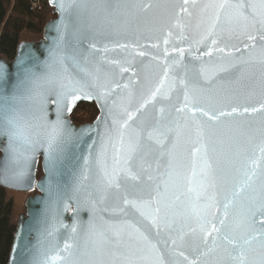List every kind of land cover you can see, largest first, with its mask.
<instances>
[{
    "label": "water",
    "instance_id": "water-1",
    "mask_svg": "<svg viewBox=\"0 0 264 264\" xmlns=\"http://www.w3.org/2000/svg\"><path fill=\"white\" fill-rule=\"evenodd\" d=\"M46 2L52 17L41 37L0 56V186L34 191L7 264L66 257L65 242L78 264H238L240 246L259 264L264 109H243L264 104L261 0H83L79 9L66 0L63 12L60 0ZM81 102L98 114L76 125ZM232 108L218 121L200 111ZM58 121L73 142L50 172L47 135ZM204 122L217 130L204 141L206 159ZM105 172L119 173V188L106 186Z\"/></svg>",
    "mask_w": 264,
    "mask_h": 264
},
{
    "label": "trees",
    "instance_id": "trees-1",
    "mask_svg": "<svg viewBox=\"0 0 264 264\" xmlns=\"http://www.w3.org/2000/svg\"><path fill=\"white\" fill-rule=\"evenodd\" d=\"M26 0H0V56L10 60L14 57L15 48L24 35L40 38L44 23L52 16L46 1L43 8L32 12ZM98 110L92 102L79 103L70 115L76 124L92 122ZM42 174L40 163L36 177ZM27 194L32 195L34 191ZM14 201L8 196V190L0 186V264H7L13 238L14 224L12 214Z\"/></svg>",
    "mask_w": 264,
    "mask_h": 264
},
{
    "label": "snow or ice",
    "instance_id": "snow-or-ice-1",
    "mask_svg": "<svg viewBox=\"0 0 264 264\" xmlns=\"http://www.w3.org/2000/svg\"><path fill=\"white\" fill-rule=\"evenodd\" d=\"M65 2L66 0H60V10L63 12L66 10L65 7ZM188 0H185V3H187ZM72 4H76V7L82 8L84 7V3L83 0H81L80 3H77L76 0H67V6L71 7ZM261 6L264 7V0H261ZM145 7H147V5H145ZM219 7L223 8L224 5L221 4L219 5ZM240 9L244 8V5H238L237 6ZM248 7H252L253 9H255V5H248ZM184 11H186V9H183ZM239 15L243 16L244 13L243 11H240L238 13ZM217 19H219V17H217ZM261 24L264 25V19L261 20ZM249 39H254V37L249 36ZM165 43H167V41H165ZM216 41L213 40V44H215ZM221 51H223V49H221ZM142 54V53H141ZM261 63H264V56L261 57ZM226 70V69H225ZM69 85L66 89V91H70V92H75L77 90V86H78V82L73 83L72 81L69 82ZM61 87H65L64 85H62ZM157 91H159V89H157ZM66 93H58L57 94V103H59V99L62 95H64ZM153 97H155V93H153ZM73 100L75 99H79V96H73L72 97ZM185 99H187V96L185 97ZM261 109H264V104L260 105V109L257 108H252L249 109L247 107H245L243 109V113H249V112H257ZM179 111V109H178ZM201 112H203V115H205L206 117H208V121H218L220 116H225V115H232L233 113H236L238 111L237 108H232L231 112H224V111H220L218 113V115H212L209 112H204L203 109H200ZM129 120L132 119V115L129 114L128 116ZM5 120L7 121V124L12 128V129H16V122L15 120L11 117V116H5ZM127 126V121L124 122V125H122V127H126ZM198 130H199V134H200V140L201 143L204 145V156L205 159L207 158V145L204 144V141L207 140L209 143L212 142L213 137L216 135V128L207 122L201 123L198 126ZM206 130V131H205ZM20 135L18 130L15 131H11L10 132V139L14 138V137H18ZM149 138H151V134L149 136ZM121 140H122V135H121ZM73 142V134L71 133L70 130H66L63 123L62 122H57L55 124H53L49 131H48V135H47V148H46V152H47V160H48V166H49V171H55L58 167L59 164H61L64 160V153L67 150V147ZM196 152H200L201 149L197 148L195 149ZM261 152H264V146H262L260 148ZM87 158L85 159V164H87ZM129 161H125V163H128ZM98 163H102V161L98 160ZM117 163H119V161L117 160ZM126 175L128 176H132L131 172L128 169H124ZM255 172L253 171L252 175H254ZM105 176V184L107 187H117L119 188V183H118V176L119 173H116L114 176H109L107 174V172L104 173ZM133 179H138V176H132ZM81 179L82 180H87L88 176L86 171L82 173L81 175ZM249 179H251V175L249 176ZM243 188L241 187V189H239L236 193H234V195H239V191H242ZM125 204H128L129 201L127 199H125L124 201ZM259 211L261 212V215L264 216V205H261ZM221 223H223V221H221ZM261 223H264V220L261 221ZM213 229L215 230V226L213 225ZM73 231H75V228H73ZM146 239V237L144 238ZM225 239H227V237H225ZM230 244H236L235 240H231L229 241ZM245 245L250 244L249 240H245L244 241ZM262 248H264V245L261 246ZM73 248V245L71 243L65 242L64 247L61 251L66 252L68 255L66 257H61L59 255L52 257L50 261H45V262H40V261H34V264H51V262L55 261V260H65L66 264H78L77 260L73 258V253L70 251ZM248 250L245 249L243 246L239 247V251L237 253L236 256L232 257V259L238 261V264H256L255 260H248V255H247ZM182 255V253H181ZM261 258L259 261V264H264V252H262L261 254Z\"/></svg>",
    "mask_w": 264,
    "mask_h": 264
},
{
    "label": "rangeland",
    "instance_id": "rangeland-1",
    "mask_svg": "<svg viewBox=\"0 0 264 264\" xmlns=\"http://www.w3.org/2000/svg\"><path fill=\"white\" fill-rule=\"evenodd\" d=\"M41 34H42V32H41ZM31 37L32 36H30V35L29 36L24 35L21 40H33V39H31ZM37 39H39V38H37ZM27 193L28 192L22 193V192H16V191L8 190V196L14 201V209H13V214H12V221H13L14 227H15V223L17 221L18 216L24 212V201H25L26 197L29 196V194H27Z\"/></svg>",
    "mask_w": 264,
    "mask_h": 264
},
{
    "label": "built area",
    "instance_id": "built-area-1",
    "mask_svg": "<svg viewBox=\"0 0 264 264\" xmlns=\"http://www.w3.org/2000/svg\"><path fill=\"white\" fill-rule=\"evenodd\" d=\"M46 0H26L28 4V8L32 12H36L37 10H40L43 8V2Z\"/></svg>",
    "mask_w": 264,
    "mask_h": 264
}]
</instances>
